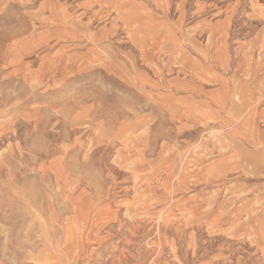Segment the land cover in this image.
<instances>
[{
	"label": "crops",
	"instance_id": "0c3cea01",
	"mask_svg": "<svg viewBox=\"0 0 264 264\" xmlns=\"http://www.w3.org/2000/svg\"><path fill=\"white\" fill-rule=\"evenodd\" d=\"M170 3L11 1L24 167L77 191L74 169H115L109 188L166 220L255 232L264 264V0Z\"/></svg>",
	"mask_w": 264,
	"mask_h": 264
},
{
	"label": "rangeland",
	"instance_id": "374dc122",
	"mask_svg": "<svg viewBox=\"0 0 264 264\" xmlns=\"http://www.w3.org/2000/svg\"><path fill=\"white\" fill-rule=\"evenodd\" d=\"M11 1L0 0V264L259 263L255 232L209 235L176 210L166 220L148 190L123 198L109 188L115 169H74L82 191L58 183L59 169H52L55 181L43 169H25L22 139L30 130L18 116L22 95L5 78ZM170 1L176 7L183 0Z\"/></svg>",
	"mask_w": 264,
	"mask_h": 264
}]
</instances>
